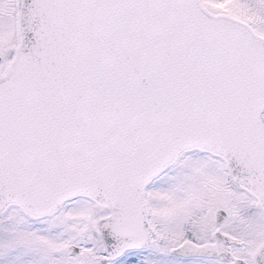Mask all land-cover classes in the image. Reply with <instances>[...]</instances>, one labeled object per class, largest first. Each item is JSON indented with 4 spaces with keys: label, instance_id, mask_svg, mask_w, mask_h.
I'll return each instance as SVG.
<instances>
[{
    "label": "snow or ice",
    "instance_id": "snow-or-ice-1",
    "mask_svg": "<svg viewBox=\"0 0 264 264\" xmlns=\"http://www.w3.org/2000/svg\"><path fill=\"white\" fill-rule=\"evenodd\" d=\"M0 264H264V0H0Z\"/></svg>",
    "mask_w": 264,
    "mask_h": 264
}]
</instances>
